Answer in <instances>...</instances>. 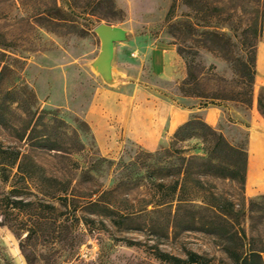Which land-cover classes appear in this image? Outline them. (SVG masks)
I'll return each instance as SVG.
<instances>
[{
  "label": "rangeland",
  "instance_id": "obj_1",
  "mask_svg": "<svg viewBox=\"0 0 264 264\" xmlns=\"http://www.w3.org/2000/svg\"><path fill=\"white\" fill-rule=\"evenodd\" d=\"M172 2L0 0V264H173L155 257L157 247L237 264L227 249L234 258L264 250V199L248 198L239 179L195 167L174 196L181 156L219 158L202 131L174 149L173 134L150 151L128 128L135 104L146 138L164 104L217 105L229 125L232 110L248 112L243 64L264 42V0H176L169 18ZM100 24L127 34L115 44L112 84L93 68ZM156 48L178 54L166 76L152 66ZM261 88L253 102L264 99ZM234 139L247 150L246 131ZM100 197V207L88 206ZM192 223L198 229H187Z\"/></svg>",
  "mask_w": 264,
  "mask_h": 264
},
{
  "label": "crops",
  "instance_id": "obj_2",
  "mask_svg": "<svg viewBox=\"0 0 264 264\" xmlns=\"http://www.w3.org/2000/svg\"><path fill=\"white\" fill-rule=\"evenodd\" d=\"M179 57L175 49L156 48L152 56V66L158 76H166L173 61L178 62ZM256 84L264 87V42H260L257 51ZM255 84V86H256ZM137 95L132 96V103L136 101ZM187 107H177L173 104H164L159 108L160 116L152 126V136L143 137L141 128L138 126V115L140 113L137 104L131 108V116L128 122L129 130L133 127L138 134H131L132 139L143 145L144 148L154 151L159 147H150V144L161 145L177 129L193 118L202 119L207 125L221 132L226 139L233 144L234 138L239 137L242 131L247 135L248 167L246 176L245 194L248 198L264 196V117L258 109V102H253L248 112L242 109L232 110L233 123H228V112L218 106L203 108L198 100H186ZM134 115V116H133ZM94 128V127H93ZM132 129V130H133Z\"/></svg>",
  "mask_w": 264,
  "mask_h": 264
},
{
  "label": "trees",
  "instance_id": "obj_3",
  "mask_svg": "<svg viewBox=\"0 0 264 264\" xmlns=\"http://www.w3.org/2000/svg\"><path fill=\"white\" fill-rule=\"evenodd\" d=\"M172 5L170 7L168 17L170 18L172 14L174 13V10L176 8V0H172ZM258 34L262 37L264 40V14L261 18V24L258 29ZM3 57V54H0ZM249 58L246 59L244 62V68L246 69L249 77V93L251 94V101L250 105L253 104V98H254V88L256 84V64H257V53H255L253 56H248ZM7 67L3 65V60L0 59V83L2 82L4 78V73L6 72ZM261 89H264L262 87ZM11 93L9 92L8 95ZM210 106H217V105H206L202 106L203 108H208ZM219 107V106H218ZM258 109L261 115L264 117V99L262 97L258 98ZM202 131L203 132V140L209 145V150L211 153L218 154L219 158L217 162L212 160L210 157L205 155H198V156H190L185 157L181 156V164L178 167V173L177 178L174 182V196H176V193L178 192V189H184L186 185V181L188 178L192 175V170L196 167L198 169V173H201L200 175H213L219 178H225V179H232L237 180L239 179L241 181V185L243 190L245 191L246 186V176H247V167H248V153L247 150L240 149L237 147H234L231 145L227 139L224 137V135L209 125H207L202 119L200 118H193L189 120L184 125L180 126L173 137L172 142V148H176V144L178 142L186 141V139L189 137L190 133L193 131ZM182 155V152H181ZM225 156H227L228 163L224 162ZM208 167V170L204 171L203 168ZM198 185H203L202 180H197ZM157 186L164 189L166 186L162 182H158ZM109 192L105 193L108 194ZM261 198L264 199V196ZM66 199V198H64ZM88 206L90 207H100L102 205L101 197L97 200H90L88 201ZM182 205V204H179ZM107 213L109 215H116L119 214L116 210L113 208H106ZM180 213V207L179 211L177 210L176 217H175V229L177 227V221L178 216ZM127 217V216H125ZM187 229L194 230L198 229L195 225V223H192ZM239 237V236H238ZM241 241V238H238ZM129 245H139L133 244V242H128ZM227 253L233 258L236 259L237 264H264V250L259 251L256 249H249L247 251H242L239 253V255L234 258L232 256V253L230 250H226ZM155 257L159 259L162 262H169L173 264H209L211 263V259L207 258L206 256L200 255L196 252L189 251L187 253V258L183 259L177 256L169 255L168 253L162 252L158 247L155 248Z\"/></svg>",
  "mask_w": 264,
  "mask_h": 264
},
{
  "label": "water",
  "instance_id": "obj_4",
  "mask_svg": "<svg viewBox=\"0 0 264 264\" xmlns=\"http://www.w3.org/2000/svg\"><path fill=\"white\" fill-rule=\"evenodd\" d=\"M95 32L101 40V52L93 63V68L106 83L112 84L115 44L125 41L127 34L123 28L105 24L98 25Z\"/></svg>",
  "mask_w": 264,
  "mask_h": 264
},
{
  "label": "built area",
  "instance_id": "obj_5",
  "mask_svg": "<svg viewBox=\"0 0 264 264\" xmlns=\"http://www.w3.org/2000/svg\"><path fill=\"white\" fill-rule=\"evenodd\" d=\"M92 250L90 249H85V250H82L81 254H80V258L83 260H88L89 258H91L92 256Z\"/></svg>",
  "mask_w": 264,
  "mask_h": 264
}]
</instances>
